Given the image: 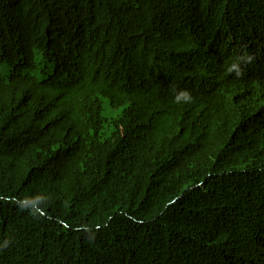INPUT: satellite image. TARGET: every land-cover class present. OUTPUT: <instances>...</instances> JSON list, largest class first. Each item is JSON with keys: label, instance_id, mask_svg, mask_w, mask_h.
Wrapping results in <instances>:
<instances>
[{"label": "trees", "instance_id": "16d2710c", "mask_svg": "<svg viewBox=\"0 0 264 264\" xmlns=\"http://www.w3.org/2000/svg\"><path fill=\"white\" fill-rule=\"evenodd\" d=\"M0 264H264V0H0Z\"/></svg>", "mask_w": 264, "mask_h": 264}, {"label": "clouds", "instance_id": "9594fccd", "mask_svg": "<svg viewBox=\"0 0 264 264\" xmlns=\"http://www.w3.org/2000/svg\"><path fill=\"white\" fill-rule=\"evenodd\" d=\"M183 98L184 100H188L189 99V94L187 92H181L180 96L177 99Z\"/></svg>", "mask_w": 264, "mask_h": 264}]
</instances>
